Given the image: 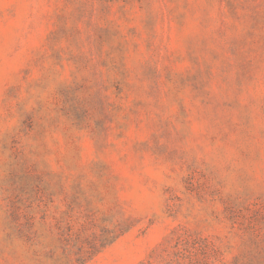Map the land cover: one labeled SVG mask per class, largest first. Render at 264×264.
<instances>
[{
	"label": "rangeland",
	"instance_id": "rangeland-1",
	"mask_svg": "<svg viewBox=\"0 0 264 264\" xmlns=\"http://www.w3.org/2000/svg\"><path fill=\"white\" fill-rule=\"evenodd\" d=\"M0 264H264V0H0Z\"/></svg>",
	"mask_w": 264,
	"mask_h": 264
}]
</instances>
